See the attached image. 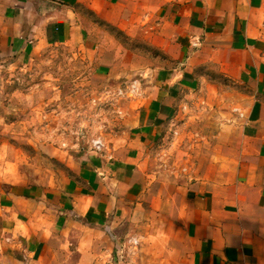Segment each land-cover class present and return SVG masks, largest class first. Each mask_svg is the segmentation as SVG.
<instances>
[{
	"label": "crops",
	"instance_id": "obj_1",
	"mask_svg": "<svg viewBox=\"0 0 264 264\" xmlns=\"http://www.w3.org/2000/svg\"><path fill=\"white\" fill-rule=\"evenodd\" d=\"M83 12L156 57L110 30L96 37L105 28ZM52 45L86 49L104 79L133 76L141 95L128 119L94 121L92 137L86 123L39 125L35 104L12 105L0 132V264H133L134 239L144 246L168 227L183 264H264V0H0V96L4 65ZM130 56L141 61L133 73ZM217 95L232 101L209 103L220 132L196 144L187 103ZM169 139L184 141L185 170L163 163ZM141 250L134 264H147Z\"/></svg>",
	"mask_w": 264,
	"mask_h": 264
},
{
	"label": "rangeland",
	"instance_id": "obj_2",
	"mask_svg": "<svg viewBox=\"0 0 264 264\" xmlns=\"http://www.w3.org/2000/svg\"><path fill=\"white\" fill-rule=\"evenodd\" d=\"M83 16L87 21L95 22L97 26H103L104 30H110L126 46L128 51L137 55L156 57V49L141 41L126 37L113 27L103 23L100 25V21L97 23L96 17L92 13L85 12ZM106 31H104L105 33L93 32V34L96 37L98 35L102 37L101 40H106L109 39L106 37L109 31ZM118 50L116 49L117 52ZM96 59L97 57L93 58L84 48L74 49L70 46L52 45L42 51L32 64L21 67L4 65L2 69L6 85L5 91L0 96V132L3 130L4 123L8 126L12 125L13 115L17 113L12 107L13 104H24L26 109H29V104H35L37 109L35 112L31 111V115L36 117V123L39 125L42 121L51 123L53 127L60 126L61 123L72 126L86 123L84 125L85 132L91 137L93 133L90 131H93L94 121L101 122L102 120L103 123L114 126L119 121L128 119L132 114L133 103L141 95V90L134 88V85L136 88L139 87V81L135 80L132 75L129 80H125V77L121 79L122 81L120 80L121 82L115 83L104 79L102 76L106 69L100 70ZM126 61L124 63L132 73L141 66L139 56L127 57ZM15 91L18 95H14ZM216 97L213 101H208L205 97H196L187 103L189 115L197 121V126L194 128L195 138H191L197 140H194L196 144L202 142L205 136L215 138L220 132V128L215 127V122H210L213 113L208 111L209 103L211 102L210 106H212L221 105V102L231 104L232 101L229 100L228 102L226 97L222 101L220 95ZM46 109L45 113L44 110ZM190 127L192 128V126ZM107 130L108 128L105 129L106 133ZM9 132L6 129L4 135L6 138H11L12 133ZM179 135L180 137L185 136V139H190L186 137L183 130L179 132ZM176 142L177 139H169L164 149L166 160L163 163L166 168L185 170L188 162L182 160V157L178 159L175 156L177 150L175 147L184 146L182 145L184 141L179 144ZM196 149H198L197 146ZM172 230L174 229L168 227L164 234L158 235L155 232V237L150 241L142 240V243L147 244L140 245L141 247L136 245L135 253H133L134 258L125 256L122 259L123 262L126 259H131L129 262L133 264L140 261L141 249L143 248L147 264H183L184 257L180 255L178 249L175 251L170 246V242L166 240L165 234L172 232Z\"/></svg>",
	"mask_w": 264,
	"mask_h": 264
},
{
	"label": "built area",
	"instance_id": "obj_3",
	"mask_svg": "<svg viewBox=\"0 0 264 264\" xmlns=\"http://www.w3.org/2000/svg\"><path fill=\"white\" fill-rule=\"evenodd\" d=\"M137 83V81H135ZM134 88L138 90V87L136 88V86L134 85ZM91 146H92V149L95 150L96 152H103L104 149H105V142H104V139L100 136H97V137H94L92 140H91ZM132 242V240H131ZM130 242V243H131ZM138 243V240L134 239L133 241V245L136 246Z\"/></svg>",
	"mask_w": 264,
	"mask_h": 264
}]
</instances>
